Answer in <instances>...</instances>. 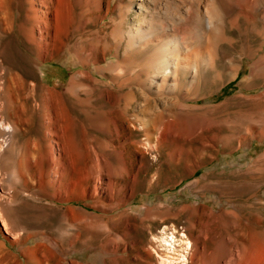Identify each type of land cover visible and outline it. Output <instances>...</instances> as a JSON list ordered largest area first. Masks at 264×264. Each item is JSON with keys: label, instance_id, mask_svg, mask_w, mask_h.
<instances>
[{"label": "bare ground", "instance_id": "6f19581e", "mask_svg": "<svg viewBox=\"0 0 264 264\" xmlns=\"http://www.w3.org/2000/svg\"><path fill=\"white\" fill-rule=\"evenodd\" d=\"M37 2L38 5L29 2L25 22L17 27L13 16L9 15V8L0 2V227L16 244L36 235L24 228L16 229L10 221V210L25 195L24 191L16 189L18 180L24 187L31 186L42 192L50 190L52 199L72 212L73 207L66 203L70 204L74 200L67 195L76 186L83 190V180L91 170L98 175L91 186V197L97 203L105 196V187L115 185L110 178L112 184L106 183L108 179L104 173L115 177L120 176L119 168L126 170L124 162L119 159H130L125 156L127 148L132 149V153L133 147L139 144L159 148L182 138L185 130L204 127L217 107L184 102L190 100L186 95L199 86L200 78L211 74L213 82L224 78V67L220 65L226 59H223V48L234 50L240 47L239 55L235 54L227 61L232 67L228 80L237 78L244 57L254 58L255 62L243 87L246 90L264 88V0H132L128 4L121 3L117 8L116 19H112L110 31L103 37L100 35L102 38L93 43L96 53L103 50V58L106 52L114 53L115 61L96 67L111 84L93 77L90 69H79L72 74L64 93L51 90L50 86L43 83L27 82L23 76L19 77L21 74L10 76V85L5 78L8 71L3 58V40L11 31L16 30L25 44L34 48L37 60L42 62L52 59L57 51L62 50L71 24L73 26L71 9L66 8L67 12L61 14L53 0ZM104 2L109 3L110 0ZM104 2L100 0L99 4ZM68 3H65L66 7H69ZM135 4L138 5L137 10ZM131 14L135 20L129 24ZM233 32L238 33L237 38ZM74 52L82 67H89L95 62L92 53L83 50ZM82 79L88 81V85L92 84L86 86L84 91L88 94L97 91L99 105H94L91 97L81 98L79 92L85 87ZM153 95L158 98H153ZM36 97L38 100H34ZM243 98L251 106L256 105L253 114L245 118L246 121L264 124V91ZM158 99L169 100L174 109L159 111L154 106ZM34 118L38 121L41 138L36 136L32 142L26 141L16 150L18 136L32 133ZM136 125L144 130V138L139 142L133 141L131 136L132 126ZM260 130L258 137L262 140L264 130ZM83 159H92L87 164L86 174L79 166ZM107 159H113L114 162ZM13 162L17 175L7 173L6 163ZM75 167L79 173L78 181L70 176ZM254 168L264 177V152ZM31 169L35 173L30 172ZM195 172L196 169L192 170L190 175ZM60 193L65 197H59ZM256 200L257 203L248 200L244 209L253 210L256 207L263 215L256 212V218L249 223L248 218L252 213L241 215L242 209L240 217H245L248 222L242 235L236 237L231 251L227 247V239L207 236L215 230L220 234L225 233L232 223L229 216L237 218V215L202 210L200 216L198 209H205L204 205L186 206L200 218L189 224V235L180 236L177 240L171 228L170 233L165 230L160 232L157 236L159 241L155 240L164 249L159 263L175 264L176 261L181 264L187 259L191 264H264V199L261 196ZM91 207L96 208V205ZM176 214L173 217H179ZM77 215V221L81 222L97 218L85 209H81ZM202 218L207 221V228L199 226ZM240 223L237 224L239 227L242 225ZM258 223L261 227L257 226ZM209 231L212 232L207 235ZM192 233L196 236L193 237ZM175 243L179 244L180 250L176 249ZM2 247L0 245V252L4 251ZM34 251L37 249L29 248L23 254ZM0 255V263L4 264L6 252ZM42 257L38 258L39 261L33 259L32 264H65L63 259L53 263L46 253ZM223 257L227 259L222 263Z\"/></svg>", "mask_w": 264, "mask_h": 264}, {"label": "rangeland", "instance_id": "374dc122", "mask_svg": "<svg viewBox=\"0 0 264 264\" xmlns=\"http://www.w3.org/2000/svg\"><path fill=\"white\" fill-rule=\"evenodd\" d=\"M67 1L53 0L56 8H59V13L65 14L67 9H71L72 17H74L72 18L73 26L71 24L72 27L70 26L68 35L64 39L62 50L57 51L52 59L42 62L37 60L34 48L25 44L16 30L11 31L3 40V58L8 71L5 73V78L10 85V76L21 74L19 77L23 76L27 82L39 85L43 83L50 86L51 90L56 89L64 93L72 74L79 69L85 71L90 69L93 77L111 84V81L103 77L96 67L104 66L105 62L115 61L114 53L106 52L103 58V50L96 53L93 43L110 31L112 19H116L118 15V5L128 4L132 0H120V2L110 0L109 3L101 0L104 4H99L100 0H69V3ZM0 2L9 8V15L13 16L16 27L25 22L29 4L37 3L38 5L37 0H0ZM65 3H68L69 7H66ZM134 6L137 10L138 5ZM62 9L65 11L61 12ZM129 17L128 23L132 24L135 16L131 14ZM233 33L237 38L238 33ZM75 50L92 53L95 64L82 67L78 64ZM239 51L238 46L234 50L223 48V59H226L225 62H220V65L224 67V78L213 82V75H206L200 78L199 86L191 90L190 95H186L190 99L184 102L186 104L217 107V111L208 117L204 127L197 130H185L182 138L174 143L167 142L159 148L144 147L139 144L138 147H133V153L130 152L132 149L127 148L125 156L130 159H119L124 162L126 170L122 171V168H119L120 176L115 177H109L107 173H104L108 179L106 183L112 184L111 179L115 185L105 187V196L101 197L97 203L91 197V186L98 175L91 170L86 174L87 164H90L92 159H83L79 164L88 176L83 180V190L76 186L73 192L67 195L74 200L70 204L66 203L73 207L72 212H69L60 202L53 200L50 190L42 192L31 186L24 187L18 180L16 189L24 191L25 195L10 210V221L16 229L24 228L36 235L28 241L23 240L16 244L13 239L4 234L0 227V245L4 247H2L4 251L0 254L6 252L4 260L8 262L4 264H32L34 260L43 259L44 253L51 257L53 263L63 259L65 264H160L159 260L164 252V249L156 243L159 241L157 236L160 232L165 230L166 233H170L171 228L175 240L180 236L189 235V224L196 218H200L202 210H213L215 213L232 212L237 215V218L229 216L233 224L231 223V227L228 226V231L226 230L225 233L220 234L217 230L206 233L208 235L212 232L206 235L208 238L217 236L216 239L219 240L227 239V247L229 250L232 249L237 238L242 235L247 222L251 223L256 218V212L263 215L259 209L257 211L256 207L254 211L244 209V204L250 199L257 203L256 198L260 199L261 196L264 199V186H262L264 177L254 168L256 161L264 152V139L260 140L258 137V131L260 128V131L264 130V124L262 123V126V124L246 121L245 118L253 114L256 105L251 106L247 99L243 98L256 95L264 91V88L246 90L243 87L244 80L250 75L255 62L254 58L244 57L242 70L237 78L228 80L232 67L227 61H230L233 55H239ZM81 81L85 84L79 92L81 98L90 99L91 97L93 104L99 105L100 100L96 99L97 91L90 94L84 91L87 89L86 86L92 84L88 85L89 82L84 79ZM195 91L196 96H194ZM186 96L184 99L187 98ZM152 97L158 98L156 95ZM192 98L196 99L191 100ZM35 99L38 100L37 97ZM169 105V100L166 99H158L154 102V106L159 111L167 112L174 109ZM32 122V133L28 136L21 134L18 136L16 150L26 141L32 142L36 136L41 138L37 119H32ZM131 136L133 141L139 142L144 138V130L140 125L132 126ZM174 149L177 152H174ZM107 160L114 162L113 159ZM6 167L7 173L17 175L14 162L6 163ZM194 169L196 172L190 175ZM30 172L35 173L32 169ZM126 172L128 174H125ZM78 174L75 167L70 176L78 181ZM59 197L65 196L60 193ZM91 205H96V208H92ZM190 205L195 207L204 205L206 208H201L200 211L198 209L199 216L185 208ZM81 209L95 214L97 218L77 221V213ZM235 209L238 210L236 213ZM242 209L244 210L241 214ZM246 213L253 214L249 216L248 221L245 217L242 219L240 217V214L245 216ZM175 214L179 217H173ZM240 220H242L241 228L238 226ZM200 222V227L204 225L207 228L205 218H202ZM257 226L261 227L260 223ZM123 232L126 235L123 236ZM191 235L196 236L194 233ZM151 245L153 247H150ZM175 246L177 250H180L178 243H175ZM29 248L37 249V251L23 254ZM28 254L31 255L30 258L26 256ZM222 259L223 263L227 258ZM175 264L179 262L175 261ZM181 264H191V262L185 259Z\"/></svg>", "mask_w": 264, "mask_h": 264}]
</instances>
